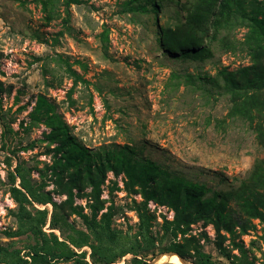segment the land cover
<instances>
[{
  "label": "rangeland",
  "instance_id": "obj_1",
  "mask_svg": "<svg viewBox=\"0 0 264 264\" xmlns=\"http://www.w3.org/2000/svg\"><path fill=\"white\" fill-rule=\"evenodd\" d=\"M198 1L164 0L155 12L148 0H82L71 4L67 13L63 0H57L49 14L42 0H0V246L25 254L35 243L26 234H5L17 228L10 212L17 203L9 192V173L20 162L33 182H45L53 191L51 166L61 153H56L59 143L50 142L49 135L59 127L94 156H110L112 162L119 157L156 162L169 176L202 185L205 198L235 189L250 176L256 160L264 158V148L247 120L228 116L232 102L222 72L251 64L246 44L251 20L232 6V13L225 14L230 25L226 22L205 39L212 50L206 60L173 55L159 39L163 29L184 26L188 9ZM241 4L251 17L264 19V0ZM71 71L82 79L75 83ZM40 97L53 106L50 116L57 118L45 114L46 104L35 112ZM106 174L100 186L101 213L113 204V227L134 234L139 218L132 205L144 200L142 187H128L123 170ZM92 191L89 185L83 190L73 187V206L89 213L95 200ZM52 193L58 203L69 197ZM148 202L157 217L152 232L161 237L163 220H173L175 210L153 199ZM229 205L234 215L243 216L235 199ZM40 207H48L50 220L53 206ZM68 219L86 230L76 214ZM44 230L52 231L49 221ZM55 232L63 237L61 230ZM222 233L228 237L224 245L232 246L230 234ZM191 234L200 239L213 264H264V216L250 218L247 232L236 239L244 243L247 258L238 249L232 251L237 259L222 255L214 223H192L186 236ZM169 242L163 237L155 253H141L139 258L148 262ZM83 249L88 252L85 260L94 264L90 248ZM134 257L128 253L113 264H137Z\"/></svg>",
  "mask_w": 264,
  "mask_h": 264
},
{
  "label": "trees",
  "instance_id": "obj_2",
  "mask_svg": "<svg viewBox=\"0 0 264 264\" xmlns=\"http://www.w3.org/2000/svg\"><path fill=\"white\" fill-rule=\"evenodd\" d=\"M163 1L148 0L155 12L163 5ZM63 2L69 13L71 4L82 0ZM42 3L46 12L54 13L57 0H42ZM232 6L242 12L244 19L251 20V29L246 39L251 64L234 72H222L223 85L232 102L228 116L247 120L256 132L258 145L264 148V19L245 13L241 0H200L194 9H188L184 26L163 29L159 39L164 50L173 55L206 60L212 56V50L205 44V39L210 31L215 36L226 22L230 25V17L225 14L232 13ZM64 21H68L67 16ZM71 74L75 75V83L82 79L75 71H71ZM44 104L48 107L45 114L50 119L57 118L50 116L53 106L43 97L39 98L35 112H40ZM66 134V129L59 127L49 135L50 142L59 143L55 148L56 153H61L51 166L55 182L53 191L46 189L45 182H33L29 176L30 170L20 162L9 173V192L17 203V209L10 212L17 220V228L6 231L5 234L7 237L26 234L35 243L27 246L25 254H21L20 250L0 246V264H51L56 261L89 264L85 260L88 255L83 249L85 246L90 248L89 255L94 264H113L128 253L135 255L134 263L147 264L145 259L139 258L141 253H155L157 243L166 236L170 242L161 252L175 251L195 264H213L212 256L203 252L200 239L194 234L186 236L190 225L201 220L205 224H215L216 247L222 255L237 259L238 256L232 254V251L238 249L243 258L248 257L244 243H239L236 239L247 232L250 218L264 216V158L256 160L250 176L237 188L219 191L212 197L205 198L203 195L206 189L202 185L177 176L171 177L156 162H131L130 158L120 157L112 162L110 156L104 158L90 154L89 150L75 140L71 141L67 135L68 140ZM8 163L11 164L10 159ZM109 170H114L116 174L123 170L127 175L128 187L137 183L142 187L144 200H134L132 205L139 218L134 234L113 227L116 211L113 204L101 213L104 200L100 199V186ZM88 185L92 186V196L95 199L90 204L89 213L84 212L82 207L73 206L72 201V188L83 190ZM52 192L60 195L68 193L69 197L58 203ZM150 199L167 204L175 210L173 220H163L161 237L152 232L157 217L155 211H151L148 206ZM230 199L236 200L243 216L234 215V210L229 205ZM48 204L53 206L50 220L48 207H40ZM73 214L81 218L86 230L78 229L68 221V217ZM48 221L51 232L44 230ZM62 226L68 230L67 234ZM236 227H239V232ZM56 229L62 231V238L56 234ZM222 230L230 234L232 246L224 245L228 237ZM180 234L182 237L178 239ZM233 258L232 261L235 262Z\"/></svg>",
  "mask_w": 264,
  "mask_h": 264
},
{
  "label": "water",
  "instance_id": "obj_3",
  "mask_svg": "<svg viewBox=\"0 0 264 264\" xmlns=\"http://www.w3.org/2000/svg\"><path fill=\"white\" fill-rule=\"evenodd\" d=\"M169 253L176 254L179 257V259H180V263L179 264H195V262L192 261L191 259L184 258V257H182L180 254H178L175 251H163V252H160V253L156 254L151 260H149L147 262V264H154V263H151V261L156 260V258H158L156 260V261H158L164 254H169ZM167 263H174V262H167ZM167 263H164V264H167Z\"/></svg>",
  "mask_w": 264,
  "mask_h": 264
},
{
  "label": "bare ground",
  "instance_id": "obj_4",
  "mask_svg": "<svg viewBox=\"0 0 264 264\" xmlns=\"http://www.w3.org/2000/svg\"><path fill=\"white\" fill-rule=\"evenodd\" d=\"M157 259L158 258H156V260ZM156 260L151 261V263H154V264H164V263H167V262H174L176 264L180 263L179 257L176 254H171V253L164 254L158 261H156Z\"/></svg>",
  "mask_w": 264,
  "mask_h": 264
}]
</instances>
